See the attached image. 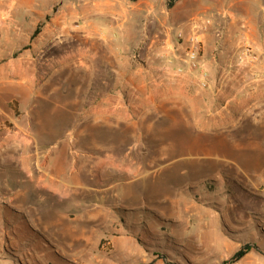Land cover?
I'll list each match as a JSON object with an SVG mask.
<instances>
[{
	"label": "rangeland",
	"instance_id": "rangeland-1",
	"mask_svg": "<svg viewBox=\"0 0 264 264\" xmlns=\"http://www.w3.org/2000/svg\"><path fill=\"white\" fill-rule=\"evenodd\" d=\"M4 2L7 9L12 5V12L5 19L6 25L0 26V41H17L20 48L1 49L0 59L13 57L20 62L8 86L0 87L3 145L12 143L13 138L29 140L33 90L75 92L84 75L100 74L113 64L115 46L121 48L117 60L138 61L145 52L143 45L150 43L167 44L165 47L173 48L170 53L185 54L188 37L195 35L202 42L199 57L231 59L232 68H237V56L248 46L253 56L245 63L264 61V0ZM37 25L40 31L30 39ZM104 43L115 46L109 49ZM211 102L216 107L221 101ZM117 116L124 118L119 113ZM169 116L166 114V118ZM210 119L217 123L224 120L217 113L207 117ZM207 133L205 141L212 140L213 145L201 147L207 151L197 149L196 156L191 153L184 159V163L195 166L197 173L177 174L180 188H206L204 196L199 192L195 195L196 208L189 203H174L166 216H151L149 210L145 213L125 208L111 198L101 204L107 217L101 216L100 235L86 228L80 241L73 240L71 230L75 227L68 226V233L60 241L48 239L37 230L44 231L36 218L43 217L42 208L49 195L33 187L27 177L21 181L26 174L12 160L11 156L17 154L21 159L28 157L29 148L21 153L22 147L3 146L0 264H264V189L257 191L247 181L252 173L264 172V162L255 155L264 149V127L245 122L231 130L220 127ZM230 134L239 140L240 144L232 147L237 152L222 144ZM247 160L251 165L245 164L244 172L238 166ZM117 164L122 173L127 170L124 160ZM182 205L190 207L195 218H178L177 208ZM46 235L52 238L50 232ZM245 244L251 249L232 262V255Z\"/></svg>",
	"mask_w": 264,
	"mask_h": 264
},
{
	"label": "crops",
	"instance_id": "crops-1",
	"mask_svg": "<svg viewBox=\"0 0 264 264\" xmlns=\"http://www.w3.org/2000/svg\"><path fill=\"white\" fill-rule=\"evenodd\" d=\"M3 5L0 0V26L6 25L12 12V5L8 4L9 9ZM104 44L109 49L115 46ZM166 45L144 44L138 61L117 60L121 48L115 46L113 64L100 74L84 75L75 92L32 91L29 140L16 136L19 141L13 138L0 148L22 147L21 153L29 148L30 156L11 157L26 174L21 181L27 177L33 187L49 195L43 217L36 218L44 231L31 224L48 239L64 240L68 226L75 227L73 240H84L86 228L100 235L101 216L107 217L101 204L111 198L125 208L149 210L151 216H166L174 203L196 208L195 195L204 196L206 188H180L177 174L197 173L184 159L213 145L212 140L205 141L207 130H231L245 122L264 127L263 60L232 68L231 59L200 56L198 65L191 68L185 54L170 53L173 48ZM5 48L20 47L17 41H0V50ZM19 62L13 57L0 59V87L10 83ZM212 99L221 102L213 107ZM213 113L224 120L208 121ZM222 144L237 152L232 147L240 143L230 134ZM255 155L264 162V149ZM123 160L128 163L124 173L117 164ZM245 164L250 166L251 161H242L238 167L247 172ZM252 174L248 183L257 191L264 189V172ZM183 205L176 216L195 218V212Z\"/></svg>",
	"mask_w": 264,
	"mask_h": 264
},
{
	"label": "built area",
	"instance_id": "built-area-1",
	"mask_svg": "<svg viewBox=\"0 0 264 264\" xmlns=\"http://www.w3.org/2000/svg\"><path fill=\"white\" fill-rule=\"evenodd\" d=\"M179 38L181 36L179 35ZM188 46L185 53V62L191 67L195 68L198 65L199 54L202 49V42L198 38V36H190L187 39ZM253 56V51L250 47H244L243 51L237 56V63L243 64L246 62V59L251 58Z\"/></svg>",
	"mask_w": 264,
	"mask_h": 264
},
{
	"label": "trees",
	"instance_id": "trees-1",
	"mask_svg": "<svg viewBox=\"0 0 264 264\" xmlns=\"http://www.w3.org/2000/svg\"><path fill=\"white\" fill-rule=\"evenodd\" d=\"M40 31V25H37L35 27V29L33 30L30 39H33ZM255 248H257L255 246ZM251 249V245L250 244H245L241 247H239V249L232 255V262H236L238 260H240L249 250Z\"/></svg>",
	"mask_w": 264,
	"mask_h": 264
}]
</instances>
